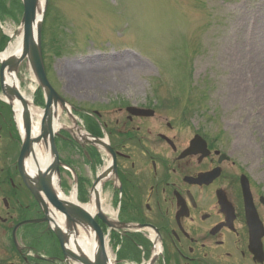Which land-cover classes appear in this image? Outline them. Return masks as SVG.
Masks as SVG:
<instances>
[{
    "label": "rangeland",
    "instance_id": "obj_1",
    "mask_svg": "<svg viewBox=\"0 0 264 264\" xmlns=\"http://www.w3.org/2000/svg\"><path fill=\"white\" fill-rule=\"evenodd\" d=\"M49 6L47 75L72 107L92 112L101 99L158 106L187 134L217 138L264 194V0H50ZM19 20L6 18L5 29L19 34ZM17 77L33 108L43 110L27 62ZM107 88L115 94L105 95ZM189 96L195 102L182 117ZM177 99L171 109L159 105ZM60 121L67 127L60 133L77 132L67 112ZM72 157L90 177L80 156ZM62 178L65 191L73 187L72 177Z\"/></svg>",
    "mask_w": 264,
    "mask_h": 264
},
{
    "label": "flooded vegetation",
    "instance_id": "obj_2",
    "mask_svg": "<svg viewBox=\"0 0 264 264\" xmlns=\"http://www.w3.org/2000/svg\"><path fill=\"white\" fill-rule=\"evenodd\" d=\"M4 6L0 0V22ZM3 45L0 29V49ZM110 93L115 89L107 88L105 95ZM100 103L89 118L100 131H93L95 137L107 135L110 152L76 146L94 181L104 157L106 166L113 164L103 194L110 190L113 210L121 196L117 222L128 229L118 225L110 232L121 264L122 253L137 263L143 255L151 259L156 249L152 264H264V195L248 177L250 197L244 199L241 177L246 173L230 152L204 138L206 148L200 143L198 152L186 154L196 134H187L166 114L150 105ZM129 106L153 108L155 117H133ZM72 137H57L56 144L61 160L74 168ZM20 152L12 111L0 98V264H69L50 215L25 183ZM77 173L80 183L90 186L92 175ZM96 221L107 232L102 220Z\"/></svg>",
    "mask_w": 264,
    "mask_h": 264
},
{
    "label": "water",
    "instance_id": "obj_3",
    "mask_svg": "<svg viewBox=\"0 0 264 264\" xmlns=\"http://www.w3.org/2000/svg\"><path fill=\"white\" fill-rule=\"evenodd\" d=\"M47 3L48 0H22V56L18 59L9 57L1 62L0 86L3 96L7 99L6 103L12 106L13 101L18 100L21 102L24 109L22 118L24 137L21 138L22 149L19 158V166L26 185L35 195L38 202L44 205L46 212H48V210H50L51 213L56 212L64 219L65 230L55 224L54 234L61 243L65 257L77 264H110L106 249V238L102 229L94 219L95 215H91L80 205L59 197L53 188V176L57 175L59 178L60 167L63 166L59 159V153L55 143L54 118L57 116L59 107L68 113L69 109L68 103L61 98L51 86L45 70L42 50V28ZM23 62H27L30 66L35 80L45 97V109L43 110V117L40 122V133L38 135H33L34 121L29 113V102L22 96L19 90L13 88L7 82L6 78L7 74H16ZM129 111L136 115H144L143 110L129 109ZM147 113L149 116L153 114V112ZM196 139L201 138L196 137ZM88 142L93 145L96 143L103 144V146L110 151V147L107 144L101 143L99 139L93 138V141ZM38 146L43 148L44 151H49L52 157V162L44 171L39 169V161L35 153V147ZM30 159L38 169L34 174L29 173L27 170V161ZM100 180L101 178H98L97 182L94 184L92 189L93 192ZM242 182L244 197L247 201L250 197L248 181L244 179ZM96 207V216L99 217L107 227L110 229L114 228L115 223L109 221L103 214L99 198H97ZM79 229L84 231L90 229L95 234L97 250L93 259L85 255L83 251L76 253L71 249V238L79 236Z\"/></svg>",
    "mask_w": 264,
    "mask_h": 264
},
{
    "label": "bare ground",
    "instance_id": "obj_4",
    "mask_svg": "<svg viewBox=\"0 0 264 264\" xmlns=\"http://www.w3.org/2000/svg\"><path fill=\"white\" fill-rule=\"evenodd\" d=\"M22 53H23L22 37H21V35H19L18 38L16 39V41L11 45V48L5 54L0 55V59L5 60L9 57H14V58L18 59L22 56ZM222 54L225 55L226 51H224ZM125 59L134 63V60L132 57H125ZM222 59H223V57H222ZM6 78H7V82L13 88L21 91L20 82L18 80L17 75L7 74ZM22 96L25 97L26 99H28L26 97V95H24L23 93H22ZM12 107H13V111H14V115H15V119H16V123H17L18 129H19L20 136L23 138L24 137L23 119H22L23 113H24L23 106H22L20 101L14 100L12 103ZM29 113L31 114L33 121H34V123H33V135H38L40 133V122H41V119L43 117V111H40L38 109H34L32 107L31 102H29ZM62 114H63V109H61L59 107L57 110V116H56V118H54V123H53L55 133L61 129L66 128L60 121V117ZM35 153H36L37 159L39 161V169L41 171H44L46 169V167L48 165H50V163L52 162V157L50 155V152L44 151L43 148H40L38 146V147H35ZM27 170L31 174H34V172L36 173V171L38 170L37 167H35V165L33 164L31 159L27 161ZM52 183H53L54 190L56 191V193L60 197L65 198L66 200H69V201L77 204L76 188L71 192V194L69 196L65 197L63 195V192H62L61 187H60V179L58 178L57 175L53 176ZM98 193L101 194V187L100 186H98L96 191L94 192V194L92 196L91 203H89L85 206H82L85 209H87V211H89V213L91 215H94L97 213L95 198H96V195ZM103 210L106 212L107 208L103 207ZM54 217H55V221L59 224L60 227H62L63 226V219H62L61 215L56 214ZM70 246H71V249H73V251H75L76 253L83 251L85 255H87L88 257L93 259V257L96 254V250H97V241H96L94 233L90 229H88L87 231H80L79 236H77L76 238H71ZM111 264H113V263H111Z\"/></svg>",
    "mask_w": 264,
    "mask_h": 264
},
{
    "label": "trees",
    "instance_id": "obj_5",
    "mask_svg": "<svg viewBox=\"0 0 264 264\" xmlns=\"http://www.w3.org/2000/svg\"><path fill=\"white\" fill-rule=\"evenodd\" d=\"M5 9H6V8H5ZM5 9H4V10H5ZM21 9H22V7H21ZM5 13H8L7 9H6ZM45 32H46V29H45ZM44 34H45V33H44ZM6 40H7V39L4 40V45H5V43H6ZM4 45L2 46V48L4 47ZM2 48H1V49H2ZM38 93H39V96L41 97V92L39 91Z\"/></svg>",
    "mask_w": 264,
    "mask_h": 264
}]
</instances>
